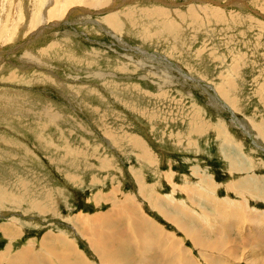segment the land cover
I'll return each instance as SVG.
<instances>
[{"label": "rangeland", "instance_id": "obj_1", "mask_svg": "<svg viewBox=\"0 0 264 264\" xmlns=\"http://www.w3.org/2000/svg\"><path fill=\"white\" fill-rule=\"evenodd\" d=\"M262 140L264 0H0L1 253L31 244L37 264H73L60 242L63 262L45 253V236L62 233L79 264H264ZM132 166L159 211L137 200ZM102 191L113 200L98 207ZM126 197L153 221L131 239L121 210L110 214ZM106 214L115 229L96 243L90 228ZM10 222L23 228L14 242Z\"/></svg>", "mask_w": 264, "mask_h": 264}, {"label": "crops", "instance_id": "obj_2", "mask_svg": "<svg viewBox=\"0 0 264 264\" xmlns=\"http://www.w3.org/2000/svg\"><path fill=\"white\" fill-rule=\"evenodd\" d=\"M223 82L224 83H232V81L229 80L228 78H226V80H224ZM235 107H237L236 104H235ZM205 122L203 124H206ZM262 142L264 144V140H262ZM132 144L133 145H132L131 150H134V151L137 150V154H139V156H136V157L139 158V162L142 165V167L145 165L146 167H149V168L153 169V167H155V165L158 164L159 159L156 156V153L153 151L152 148H150L149 146H147V144H145L143 141H141L139 139H136L135 141H132ZM119 147H120V144H117L115 146V148L118 151L121 150V147L120 148ZM120 155H122V154H120ZM111 159L115 160L114 157H110V156H105L104 155V160H111ZM134 167L135 166H132L130 168V170H129L130 175L129 176H131L130 178L133 180V183H134V185L136 187V190H137V193H138L137 194V200H138V198H141V200H143L142 202H145L144 201V199H145L147 202H150L152 204V206L155 205L156 211L157 210L159 211V208H158V206L156 205L155 202H157L156 200H158L159 198L162 200V202H164V199L159 196L160 193L158 192V189H155V187L152 186L153 184H146L142 180L140 182V178L141 177L140 178L139 177L138 178H135V176H134L133 173L136 170H138V169H136ZM243 167H244V165H243ZM161 171L164 172L163 170H161ZM198 176H199V179L205 177L203 175H198ZM155 178L158 179V180H161V182L163 180V176L162 177H158V176L155 175ZM137 179H138V181H137ZM169 179H170L169 181L171 182L169 184H172L174 186L175 185V180H176V175H175L174 169H172V175L170 176ZM171 179H172V181H171ZM186 179H187V181H190V179H188V178H186ZM92 181H93V179H92ZM207 181H209L211 185L213 184L211 180L208 179ZM92 183H94V182H92ZM250 183L252 184L253 182H250ZM135 187H134V190H135ZM252 187H254V186L251 185L249 187V189H245L247 191V193H252ZM204 188L206 190L207 186L201 184V185H199L195 189V192L202 194V193H204V191H203ZM238 189H239V187H238ZM184 190H185L186 195H190L191 194L190 189L185 188ZM184 190H181V191H184ZM140 195H142L144 199ZM109 200H113L112 199V194L110 195L109 193H106L105 191H102V192L97 193L96 196H94V198L92 199V201L94 202V204L96 206H98V207H101L102 204H108ZM125 202H129L128 205L134 206L136 208V210L138 211L140 221H137V224L138 225L140 224L139 226L136 224V222L134 223V220H130V214L132 215L131 211H129L127 208L122 207V205ZM142 202L138 203V202H135V200H133L132 197H126V199L122 203H118L120 207H115V209H112V211L110 213V214H113V215H116V213H118V215H119L120 218L117 220V222L120 221L119 224H122L123 225L124 230L130 236V238H132L131 237L132 235L130 233V230L131 229L135 231V229L137 228L135 232H137V233L140 234V233L144 232V228L147 225L146 224V220H142L141 217H140V216L143 215L142 207H141V206H143V203ZM117 208L120 209L121 212H117L116 211V213H115L114 210H118ZM162 210L167 212V210L169 211L170 209L166 208V210H165V209L162 208ZM104 216H107V214L104 215ZM165 217L167 219L168 215L165 214ZM146 219H147V223H153L152 219L151 220H148V218H146ZM8 224H9V226L8 227L6 226V229H5L6 230L5 236L7 238H10V237L14 238L15 236H17V237H15L16 239L10 240V242H14V241L18 240L19 238H21L22 235H24L23 234V230H22L23 228L22 227H19V225H16V224L15 225H11V222L8 223ZM72 224H74V222H72ZM72 227L75 228L74 225H72ZM88 227L90 228L89 225H88ZM61 234L62 233H59V235H58L56 233V234H52V235L50 234V235H46L45 236L44 241L42 242V244L44 245L45 248H48L49 247V251L48 252L45 251V253L50 254V255L54 254L55 253V249L53 248V245L55 243L60 242V244L62 243L63 245H66L65 246L66 248H68V246L70 248H72V251L71 252L75 256V263H73V264H79L78 258L81 261H82V259L84 260V258L80 254L78 256L79 251L77 250V248L75 247V245L70 241V239H68L67 236L65 237V236H63ZM154 236H156V238H154L156 240H154L152 238ZM149 238H150V241L151 242H154V241L158 242L159 241V240H157V234L156 233L150 234L149 235ZM66 243H68V244H66ZM154 244H155V242H154ZM157 244H159V243H157ZM157 246L155 247V250H157ZM35 247L36 246H32L31 244H28V245H26L24 247L22 246V248L20 250H17L16 251V250L12 249V246H10V250L9 251H6L5 253L4 252H2V253L0 252V264H2L4 262H5V264H33V262H34V264L35 263L37 264V260L41 256H44V253L43 252H41V253L36 252L35 251ZM8 249H9V247H8ZM69 250H71V249H69ZM58 252H60V251H58ZM54 255H56V253ZM156 257H158V256H156ZM58 258H59L60 262H63L64 261V260H61L62 254L58 255ZM47 260H48V262H50V258L49 257L47 258ZM76 260H77V262H76ZM65 262H66V264H70L66 260H65Z\"/></svg>", "mask_w": 264, "mask_h": 264}, {"label": "bare ground", "instance_id": "obj_3", "mask_svg": "<svg viewBox=\"0 0 264 264\" xmlns=\"http://www.w3.org/2000/svg\"><path fill=\"white\" fill-rule=\"evenodd\" d=\"M144 196H145V195H144ZM133 200H134V199H133ZM157 201H158V200H157ZM128 204H129V203H128ZM127 212H128V211H127ZM133 213H134V212H133ZM133 213H132V214H133ZM115 216H116V215H115ZM130 216H131V215H130ZM100 217H101V216H100ZM132 217H133V215H132ZM134 217H136V215H134ZM112 218H113V217H111V216H105L104 219H103V221H99V220H98V221L96 220V222L93 221V225H94L95 228H92V229L90 228V230H92V232H91V233H92L91 235L93 236L92 238H94L95 241L97 240L96 243H97L99 240L101 241V239H100L101 237H100L96 232L101 231V229L103 230V227H104V229H105L106 226H110V227H112V228L115 229V226L112 225V223H111V222L114 220V219L112 220ZM107 219H108V220H107ZM111 220H112V221H111ZM131 220H132V219H131ZM138 221H139V220H138ZM143 223H144V222H143ZM74 224H75V222H74ZM76 224H77V223H76ZM86 224H88V223H86ZM146 224H147V223H146ZM116 225H117V224H116ZM139 225H140V224H139ZM139 225H138V226H139ZM78 226H79V228H80V225H78ZM183 226H184V225H183ZM148 227H149V226H148ZM86 228H87V227H86ZM88 229H89V227H88ZM106 229L109 230V228H106ZM106 229H105V232L107 231ZM136 229H137V228H136ZM144 229H145V228H144ZM75 230H76V229H75ZM118 230H119V229H118ZM150 230H151V229H150ZM128 231H129V230H128ZM137 231H138V230H137ZM139 231H140V230H139ZM119 232H120V231H119ZM125 232H126V231H125ZM152 232H153V231H152ZM144 233H145V232H144ZM137 234L139 235V233H137ZM146 234H147V233H146ZM146 234H144V235H146ZM190 234H191V233H190ZM190 234H189V235H190ZM118 235H119V238H118L116 241L120 244V245H118V247L120 246L119 249H120V250L123 249L122 251H127V250H129V248H127V247L125 248V244L123 243V241H122V239H121V232H120ZM125 235L128 236L127 233H126ZM140 235H141V234H140ZM149 235H150V234H149ZM112 236H113V235H112ZM146 236H147V235H146ZM128 237H129V236H128ZM167 237H168V236H167ZM105 238H106V237H105ZM129 238H130V237H129ZM94 239H93V241H94ZM103 239H104V238H103ZM130 239H131V238H130ZM130 239H128V242L131 244V243H133L134 241H133V240L131 241ZM138 239L140 240V238H138ZM145 239H146V238H145ZM49 240H50V239H49ZM146 240H147V239H146ZM154 240H156V239H154ZM104 241H105V240H104ZM152 241H153V240H152ZM99 243H100V242H99ZM129 243H128V244H129ZM138 243H139V242H138ZM57 244H59V243H57ZM66 244H68V243H66ZM94 244H95V243H94ZM101 244H102V243H101ZM101 244H100V245H101ZM105 244H106V243H105ZM112 244H114V241H111V240H110V241L108 242V244H106L107 246H105V245H104V246H105V247H109V246L112 245ZM71 245H72V244H71ZM95 245H96V244H95ZM116 245H117V244H116ZM64 246H66V245H63L62 243L58 245V247H59L60 249L63 248ZM97 246H98V245H97ZM94 247H95V246H94ZM155 247H156V246H155ZM95 248H96V247H95ZM147 248H148V247H147ZM64 249H65V247H64ZM68 249H71V251H72V248H70L69 246H68ZM96 250H97V249H96ZM120 250H119V251H120ZM146 250H147V249H146ZM65 251H66V250H65ZM69 251H70V250H69ZM114 251H115V250H114ZM114 251H113V252H114ZM155 251H158V250H155ZM163 251H164V250H163ZM130 252H131V251H130ZM132 252H133V251H132ZM158 252H159V251H158ZM166 252H167V249L163 252L164 255H162V256H163L162 258H164V259H165V257H166L167 259H168V257H170V255L168 254V252H167V254H165ZM69 253H70V252H69ZM69 253L67 254V252H66L67 255H69ZM109 253H110V252H109ZM56 254H57V253H56ZM58 254H59V253H58ZM114 254H115V253H114ZM63 255H64V252H63ZM171 255H172V254H171ZM57 256H58V255H57ZM71 256H72V255H71ZM106 256H109V255L106 254ZM106 256H105V257H106ZM62 257H63V256H62ZM110 257H111V255H110ZM63 258H64V257H63ZM65 258H66V255H65ZM34 260H35V259H34ZM65 260H66V259H65ZM73 261H74V260H73ZM113 261H114V260H113ZM76 262H77V260H76ZM79 263H81V260H80V259H79ZM84 264H87V262H84Z\"/></svg>", "mask_w": 264, "mask_h": 264}]
</instances>
